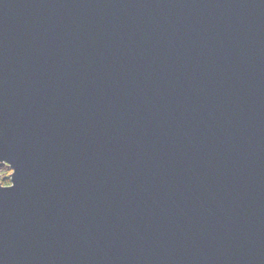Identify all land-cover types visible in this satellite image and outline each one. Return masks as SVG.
<instances>
[{
    "label": "water",
    "instance_id": "1",
    "mask_svg": "<svg viewBox=\"0 0 264 264\" xmlns=\"http://www.w3.org/2000/svg\"><path fill=\"white\" fill-rule=\"evenodd\" d=\"M0 264H264V0H0Z\"/></svg>",
    "mask_w": 264,
    "mask_h": 264
},
{
    "label": "trees",
    "instance_id": "2",
    "mask_svg": "<svg viewBox=\"0 0 264 264\" xmlns=\"http://www.w3.org/2000/svg\"><path fill=\"white\" fill-rule=\"evenodd\" d=\"M8 171L9 168L6 167V169L2 170L1 172L0 180L2 184H6L9 182Z\"/></svg>",
    "mask_w": 264,
    "mask_h": 264
}]
</instances>
